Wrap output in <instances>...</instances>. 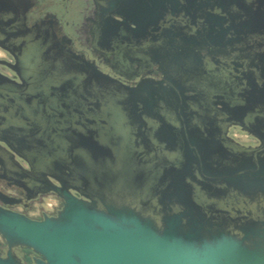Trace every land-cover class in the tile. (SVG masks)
Listing matches in <instances>:
<instances>
[{
    "label": "water",
    "instance_id": "95a60500",
    "mask_svg": "<svg viewBox=\"0 0 264 264\" xmlns=\"http://www.w3.org/2000/svg\"><path fill=\"white\" fill-rule=\"evenodd\" d=\"M222 2L117 5L103 36L119 28L136 42L144 35L156 42L163 21L171 22L166 36L198 44L178 18L202 20L211 35L224 30ZM31 6L32 0H0V35L14 43L17 59L4 62L21 77L16 83L0 73V141L34 171L18 182L54 191L62 205L40 219L0 206L8 246L0 264H25L13 251L19 245L28 264L31 252L39 255L36 264H264V148L224 168L210 166L213 151L189 131L177 136L175 126L159 118L183 116L187 124L191 95L184 88L147 80L130 87L93 63H70L25 27ZM147 115L163 125L145 127L138 119ZM7 161L0 155L3 167ZM194 164L204 180H196ZM69 180L83 197L72 193Z\"/></svg>",
    "mask_w": 264,
    "mask_h": 264
},
{
    "label": "flooded vegetation",
    "instance_id": "af4514ba",
    "mask_svg": "<svg viewBox=\"0 0 264 264\" xmlns=\"http://www.w3.org/2000/svg\"><path fill=\"white\" fill-rule=\"evenodd\" d=\"M222 3L226 9L225 20L219 26L223 25L224 30L216 28L211 35L202 20L185 22L178 18L179 24H189L190 34L201 41L198 44L166 36V25L171 22L163 21L160 23L162 35L156 42H151L147 35L136 42L119 28L103 36V24L112 23L110 15L115 14L117 5L136 4L141 9L147 0H32L25 27L33 36H44L70 63H93L98 71L124 85L134 87L147 80L166 87L184 88L186 94L191 95L187 124L182 123L183 116L167 119L161 114L159 118L163 124L171 122L177 136L182 137L183 132L189 131L200 140L201 147L208 148L206 152L213 151L210 166L224 168L264 148V0H223ZM105 9L109 10L106 14ZM215 11L220 13L221 8L216 6ZM252 18L253 23L246 27V21ZM15 47L0 35V73L21 83L18 72L6 63H16V56L10 51ZM156 118L147 115L138 121L145 127L162 126L161 120ZM130 121L138 126L133 118ZM140 132L144 137L150 133L147 129ZM151 134L158 136L156 130ZM6 149L10 150L0 141V155H7L8 159L6 166L0 164V206L34 219L45 214L56 215L62 198L52 190L41 192L18 182L30 180L32 167ZM206 157L209 161V156ZM194 168L196 180H204L198 165L194 164ZM64 172L70 173L67 169ZM68 184L71 186L73 182L69 180ZM70 190L83 197L73 186ZM7 251L2 237L0 255L6 256ZM13 251L28 264L23 246H15ZM29 256L31 264H36L35 258L39 255L31 252Z\"/></svg>",
    "mask_w": 264,
    "mask_h": 264
},
{
    "label": "rangeland",
    "instance_id": "374dc122",
    "mask_svg": "<svg viewBox=\"0 0 264 264\" xmlns=\"http://www.w3.org/2000/svg\"><path fill=\"white\" fill-rule=\"evenodd\" d=\"M46 199H48V197H46ZM2 237H1V235H0V239H1Z\"/></svg>",
    "mask_w": 264,
    "mask_h": 264
},
{
    "label": "bare ground",
    "instance_id": "6f19581e",
    "mask_svg": "<svg viewBox=\"0 0 264 264\" xmlns=\"http://www.w3.org/2000/svg\"><path fill=\"white\" fill-rule=\"evenodd\" d=\"M105 74V73H104Z\"/></svg>",
    "mask_w": 264,
    "mask_h": 264
}]
</instances>
